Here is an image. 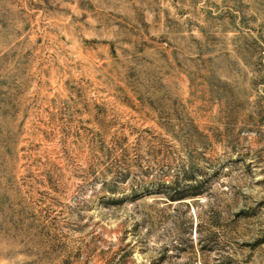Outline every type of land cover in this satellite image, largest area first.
<instances>
[{
	"label": "rangeland",
	"instance_id": "1",
	"mask_svg": "<svg viewBox=\"0 0 264 264\" xmlns=\"http://www.w3.org/2000/svg\"><path fill=\"white\" fill-rule=\"evenodd\" d=\"M0 264H264V0H0Z\"/></svg>",
	"mask_w": 264,
	"mask_h": 264
}]
</instances>
